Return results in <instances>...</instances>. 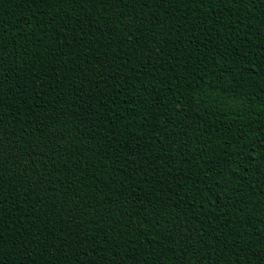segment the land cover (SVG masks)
I'll return each instance as SVG.
<instances>
[{"label":"trees","instance_id":"16d2710c","mask_svg":"<svg viewBox=\"0 0 264 264\" xmlns=\"http://www.w3.org/2000/svg\"><path fill=\"white\" fill-rule=\"evenodd\" d=\"M0 264H264V0H0Z\"/></svg>","mask_w":264,"mask_h":264}]
</instances>
